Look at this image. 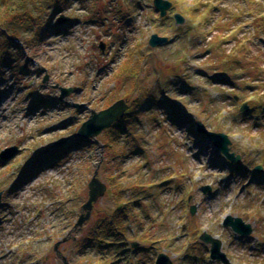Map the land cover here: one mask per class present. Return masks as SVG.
<instances>
[{
  "label": "rangeland",
  "instance_id": "obj_1",
  "mask_svg": "<svg viewBox=\"0 0 264 264\" xmlns=\"http://www.w3.org/2000/svg\"><path fill=\"white\" fill-rule=\"evenodd\" d=\"M168 1L161 16L153 0H0L9 21L0 28V264H99L102 253L80 247L97 214L115 207L112 176L123 200L139 203L127 251L112 249L106 264H154L159 253L173 264H223L204 231L231 264H264V0ZM154 33L169 41L151 47ZM57 85L75 90L60 99ZM119 99L139 113L121 137L125 158L107 150L105 131L98 145L78 144L91 110ZM162 100L189 112L186 125L227 134L240 160L207 137L206 148L194 142ZM11 147L17 155L3 159ZM95 171L106 192L75 228ZM228 215L251 234L224 227Z\"/></svg>",
  "mask_w": 264,
  "mask_h": 264
},
{
  "label": "water",
  "instance_id": "obj_2",
  "mask_svg": "<svg viewBox=\"0 0 264 264\" xmlns=\"http://www.w3.org/2000/svg\"><path fill=\"white\" fill-rule=\"evenodd\" d=\"M153 4L155 8L160 12L161 16H165L167 13V10L170 8L171 3L168 0H153ZM174 19L176 24H181L183 19L179 13H176L174 15ZM67 17H61L59 20V23L66 21ZM169 40L165 36H159L158 34L154 33L151 35L149 39V45L151 47H157L159 45H163L167 43ZM104 48V45H101V49ZM43 71V69L41 70ZM44 82L48 81V76L44 77ZM56 88H60L61 94L60 99H63L67 97L74 88H65L61 87L59 85L56 86ZM77 107H79L77 105ZM129 107V103H127L126 99H119L113 103H111L110 106L107 108L101 109L99 111L91 110V114L89 118L84 121L81 126L78 128L76 136L83 139H90L94 142V144L98 145V136L106 129H109L112 127V125L116 122H118L120 119H122L125 115V112H127ZM247 104L244 103L241 107V110H247ZM197 130L204 134L207 138H209L213 145L218 151L224 156V158L228 159L229 161L233 163H237L240 160V155L235 154L233 151H231V140L229 139L228 135L223 132H213L205 129L202 122L197 123ZM66 142V139H61L58 142L55 143L54 146L62 145ZM18 149L16 147H11L6 150H4L1 153V157L3 159H11L15 155H17ZM260 171L261 167L256 166L255 171ZM98 171H95L91 181L88 184L89 187V198L86 201V203L82 206V213L79 216L78 221L75 224V228L82 226L87 220L91 217V212L93 209L94 203L98 202L100 198H102L106 192L107 186L105 183H103L99 177H98ZM210 187L205 186L203 187V193H206L209 190ZM2 198V192L0 191V208L2 206L1 202ZM196 210L195 205H191L190 207V213L194 214ZM223 226L224 227H230L231 230H233L235 233L239 234L240 236H248L252 232L251 224L245 223L242 219L239 217H233L231 215H228L223 219ZM199 239L203 241L205 244H209L210 248V258L211 260H218L223 262V264H231L229 259L226 257L225 253L221 250L222 247V241L218 238L213 237L206 231H204ZM60 242H58L55 247H58ZM132 247H138V243L133 242ZM68 264V263H67ZM154 264H173L169 257L164 253H159L157 256L156 263Z\"/></svg>",
  "mask_w": 264,
  "mask_h": 264
},
{
  "label": "trees",
  "instance_id": "obj_3",
  "mask_svg": "<svg viewBox=\"0 0 264 264\" xmlns=\"http://www.w3.org/2000/svg\"><path fill=\"white\" fill-rule=\"evenodd\" d=\"M21 19L22 17L21 18L19 17V20ZM26 20H32L31 22L33 23L37 19L28 17V19ZM8 24L9 21L7 20V17H5L4 15H0V28H4L7 30L6 25ZM5 34L7 35V37H5L6 41L16 46L17 43L15 42V39L13 37L17 38V33L12 32L11 36L13 37H10L8 32L7 33L5 32ZM161 102L163 104V105L161 104V106L165 109L164 111L166 112V110L168 109L167 111L169 113H167V117L172 118L174 123L177 124L178 126L182 128L185 127L186 128L185 130L188 131V133L194 137L195 140L194 142H200V141L204 142L203 143L204 148H206L205 145L208 146L210 145V142L206 139V136L201 134L198 130H196L198 122L188 123V125H186V123L188 122L187 119L189 112H184L183 114H181V112L176 109L177 107L173 106V104L171 105L170 101L164 102L162 100ZM109 105L111 104L107 103L105 107H108ZM152 105L153 103L150 102L146 106L150 107ZM134 112L135 110L134 111L131 109L127 110V112H125V115L122 119L114 123V125H112L111 128L105 130L104 132V134H106V136H109L110 138L108 137L109 140L103 141V144L106 145L107 150L115 149V151L117 152L116 157L125 158V152L122 151L121 137L122 134L125 133L126 130L128 129L127 126L129 125V123L138 120L139 113H134ZM76 142L78 144H87V145L90 144V147H93L92 145L93 142L90 139L89 140L78 139ZM59 153H61L60 148L58 149V153L56 154L54 153V156L55 155L60 156ZM45 155L48 156V153H45ZM54 159L56 158H53L51 160ZM53 162H55V160ZM240 166L241 165L238 164L236 167H238V169H241ZM111 180L112 183L109 185H111V187L113 188L112 191L115 199L113 205H115V207L111 212L105 211L103 215L97 214L96 221L91 223L89 229L87 230V234H86L87 236L85 238L86 242H83L82 246L80 247V249L82 250H86L87 248L97 249L100 253H102L103 257H100L99 264L101 263L106 264V262L108 261L107 255L110 254L109 251H111L112 249H115L116 253L117 252L124 253L127 251L128 246L125 244L128 239L126 234H128L129 225L133 223L131 220L134 217V209L137 207L139 203L138 200L134 202L123 200L122 194L123 192H125L124 191L125 189L119 185L121 183L116 184L115 182L117 180L116 176H112ZM115 190H117L116 193H114ZM105 256H107V258ZM117 262L119 263V260H115V261L112 260L108 264H117Z\"/></svg>",
  "mask_w": 264,
  "mask_h": 264
}]
</instances>
